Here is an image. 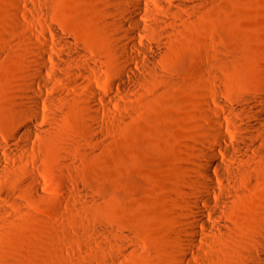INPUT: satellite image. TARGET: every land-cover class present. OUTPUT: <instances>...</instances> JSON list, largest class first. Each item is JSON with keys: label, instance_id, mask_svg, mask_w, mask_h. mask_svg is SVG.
I'll use <instances>...</instances> for the list:
<instances>
[{"label": "rangeland", "instance_id": "1", "mask_svg": "<svg viewBox=\"0 0 264 264\" xmlns=\"http://www.w3.org/2000/svg\"><path fill=\"white\" fill-rule=\"evenodd\" d=\"M188 1L195 7L179 10L184 19L172 17L178 24L173 38H165L170 50L158 75L138 81L122 99L108 92L114 76L107 34L90 30L93 7L108 0H0V157L7 170V176L0 172V192H13L7 200L0 196L6 210L0 264H176L174 240L180 233L189 237L187 198L198 153L211 149L204 140L220 119L231 136L222 149L231 148L234 157L221 152L218 161L234 166L239 185L231 190L233 183L223 185L214 174L226 193L219 207L226 227L209 244V233L198 227L195 251H205L193 263L264 264V153L252 151L241 163L233 148L237 133L251 134L257 148L264 147V128L249 131L253 111L264 109V0ZM58 36L102 71L84 64L83 76L59 71L57 89L44 97L60 94L64 101L41 102L35 117L24 103L35 79V52L45 47L53 53ZM213 67L220 91L213 87ZM82 83L107 95L117 115L95 114ZM93 115L100 131L90 122ZM28 126L30 141L24 138ZM14 145L27 146L26 159L12 153ZM29 168L37 171L42 196L28 192Z\"/></svg>", "mask_w": 264, "mask_h": 264}, {"label": "bare ground", "instance_id": "2", "mask_svg": "<svg viewBox=\"0 0 264 264\" xmlns=\"http://www.w3.org/2000/svg\"><path fill=\"white\" fill-rule=\"evenodd\" d=\"M194 7L195 4L190 3L188 0H170L169 4L166 0H108L107 6H94L95 14L89 18L90 30L97 37L107 34L113 59L110 72L114 76V80L110 83L108 92L112 93L115 90L123 99L131 94V89H136L138 81L149 82L154 76H157L162 66V58L170 50L165 38H173L172 32L175 31L178 24L172 17L178 15V19H184L179 10H190ZM56 39V46L53 51L56 56L45 47L35 52L36 60L32 66L35 79L29 80L27 90L25 89L24 96L26 95L25 99H27L24 103L27 107L31 106L35 117L40 113L41 102L45 101L48 104L47 106L51 107L65 99L63 98L64 95L60 94L55 98L48 99L44 97L46 91L57 89L54 81L62 80L59 71L66 72V69H70V73L83 76L87 73V70L82 69L81 64H84L83 66L95 73L102 71L101 64L79 52L71 42L60 36ZM44 41H46L45 38ZM212 70L213 87L216 91H220L221 83L218 79V68L213 67ZM82 86L88 88L90 96L87 99L95 114L102 111L112 116L117 115L106 103L108 102L107 95H100L87 83H82ZM67 95L69 96L71 93L68 92ZM120 103V100L116 101L117 106ZM122 105L124 106L123 103ZM251 117L254 125L253 128H249L250 133H252L255 126L264 128V109H256ZM90 122L96 130H101L102 124H99L97 116H90ZM217 124L219 127L214 135L204 140V143L211 149H202L198 153L199 164L195 172L196 179L192 181V191L187 198L189 208L186 215L188 225L186 234L189 237L182 238L180 233L179 237L174 240L172 252L176 264H194V258L202 261L204 247L199 253L195 251L198 250L197 238L199 233L197 229L199 226L209 233L208 236L204 237L206 244H209V238L214 236L216 231L222 232L223 228L226 227L224 217L219 212V207L225 202L226 193L223 188L216 184L214 174L219 177L223 185L230 186L233 183L231 190L239 185L237 182L238 171L234 166L218 161V154H221V152L229 158L234 157V155L231 148L222 149L231 136L222 131L223 123L221 119L218 120ZM32 133L33 127L28 126L27 133L24 134L26 141L32 139ZM233 137L238 143V146L233 148L237 151L238 156L236 157L241 163L246 161L245 156L252 151H256L257 154L264 153V147L257 148V143L253 140L251 134L242 135L237 133ZM261 139L264 140V136ZM11 151L15 156L26 159L29 149L26 145H14ZM238 170L241 174L242 171L240 170L242 169L238 168ZM6 171L4 162L0 157V172L7 176ZM225 171H227L228 177H226ZM27 172L30 175V179L26 183L29 189L28 192L34 196H42V182L38 178L37 171L29 168ZM75 184L77 185L79 182ZM12 193L3 190L0 192V196L3 197V200H7ZM210 194H214L218 198L212 200ZM5 213V208L0 204V216Z\"/></svg>", "mask_w": 264, "mask_h": 264}]
</instances>
